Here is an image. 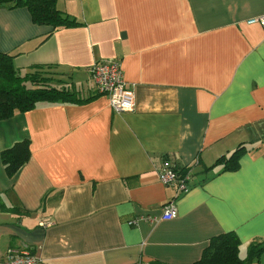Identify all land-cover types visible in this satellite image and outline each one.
I'll list each match as a JSON object with an SVG mask.
<instances>
[{"label":"crops","instance_id":"obj_1","mask_svg":"<svg viewBox=\"0 0 264 264\" xmlns=\"http://www.w3.org/2000/svg\"><path fill=\"white\" fill-rule=\"evenodd\" d=\"M76 22L53 29L0 5V51L19 74L52 67L80 98L90 68L116 59L135 106L104 95L41 103L0 119V257L30 247L40 264H193L234 233L264 264V0H55ZM52 69V70H53ZM64 79V80H63ZM27 143L8 174L2 153ZM238 145L235 169L225 162ZM168 159L187 191L162 184ZM174 200L177 216L150 223Z\"/></svg>","mask_w":264,"mask_h":264},{"label":"trees","instance_id":"obj_2","mask_svg":"<svg viewBox=\"0 0 264 264\" xmlns=\"http://www.w3.org/2000/svg\"><path fill=\"white\" fill-rule=\"evenodd\" d=\"M0 5L10 7L25 6L35 23L50 25L53 29L75 24L69 15L59 10L55 0H0ZM30 75L20 76L14 66L13 56L0 51V119L7 118L15 112L33 109L41 103H84L98 93L80 98L78 93L60 80L43 76L41 66L36 65ZM41 68V69H40ZM36 73V74H35ZM244 145H238L225 162V169H235L238 157L245 151ZM29 155L27 143H16L2 153V161L8 174L14 173ZM239 240L232 232H226L210 238L201 258L193 264H248L250 255L261 250L258 244L251 243L245 258L238 255Z\"/></svg>","mask_w":264,"mask_h":264},{"label":"built area","instance_id":"obj_3","mask_svg":"<svg viewBox=\"0 0 264 264\" xmlns=\"http://www.w3.org/2000/svg\"><path fill=\"white\" fill-rule=\"evenodd\" d=\"M264 30V14L249 19ZM90 77L94 83L95 92L107 97L110 107L115 112H129L134 109V91L123 78L120 62L116 59L97 60L90 68ZM159 181L165 186L174 187L175 195H181L189 188L190 173L180 172L168 159H164L156 169ZM177 216L174 200L167 201L161 208L159 216L140 214L129 220V225L136 226L140 220L155 223L159 220H169ZM41 258L29 247H9L0 264H40ZM151 264V263H138Z\"/></svg>","mask_w":264,"mask_h":264},{"label":"rangeland","instance_id":"obj_4","mask_svg":"<svg viewBox=\"0 0 264 264\" xmlns=\"http://www.w3.org/2000/svg\"><path fill=\"white\" fill-rule=\"evenodd\" d=\"M41 69V68H40ZM52 67H48V68H44L41 70V74H43V76H46V77H50L52 78L53 80L57 81L56 84H58L60 82L59 78H61V74L59 72H57L55 69H53ZM33 71L31 72H28L26 74V76H28L27 78H33L35 75H30V73H32ZM36 74V73H35ZM23 75L25 74H20V76L22 77ZM64 80V79H63ZM70 91H71V88H70Z\"/></svg>","mask_w":264,"mask_h":264}]
</instances>
